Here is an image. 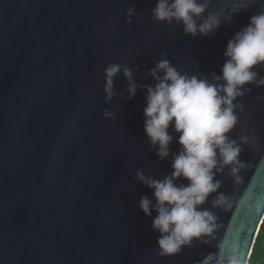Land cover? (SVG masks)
<instances>
[{"label": "water", "instance_id": "obj_1", "mask_svg": "<svg viewBox=\"0 0 264 264\" xmlns=\"http://www.w3.org/2000/svg\"><path fill=\"white\" fill-rule=\"evenodd\" d=\"M233 2L213 0L220 26L193 37L153 18L157 0H0V264H201L228 238L249 264L264 220V86L247 85L234 102L243 111L229 137L243 167L214 177L220 187L201 206L216 218L211 236L160 256L157 213L139 207L142 197L155 204L153 190L136 175L170 176L181 148L170 127L161 160L145 133L151 70L167 60L209 81L221 75L228 41L264 11L254 0L228 20ZM110 65L121 68L111 95ZM254 70L264 78V65ZM221 195L227 203L214 206Z\"/></svg>", "mask_w": 264, "mask_h": 264}, {"label": "clouds", "instance_id": "obj_2", "mask_svg": "<svg viewBox=\"0 0 264 264\" xmlns=\"http://www.w3.org/2000/svg\"><path fill=\"white\" fill-rule=\"evenodd\" d=\"M249 2L254 0L233 2L227 19L246 10ZM212 3L213 0H157L153 18L182 24L185 34L193 37L207 36L221 24V13L208 11ZM224 56L221 75L212 74V81L183 73L167 60L158 62L150 72L157 83L147 88L143 109L145 133L150 143L158 146L157 156L161 160L170 154L173 141L170 127L179 134L177 142L181 146L172 158L170 176L156 180L139 171L136 174L139 181L153 190L155 204L142 197L139 207L146 216H151L153 210L157 213L152 228L160 234L157 240L160 256L179 254L182 246L213 234L216 218L201 206L220 187L219 181H214L217 172L233 166L231 173L235 176L243 167L238 161L241 148L230 139L229 133L239 123L237 110L243 111V105L234 102L250 91L247 85L264 86V78L258 79L254 70L264 65V11L252 15L248 25L228 41ZM120 71L119 65L105 69L109 95L113 77ZM124 75L130 81L131 99L136 94L132 72L124 69ZM243 139L247 142V137ZM179 178L187 183L177 184ZM226 203L227 198L221 195L214 206ZM247 205L246 200L239 204ZM239 249L238 239H225L217 244V252L209 254L201 264H248V257Z\"/></svg>", "mask_w": 264, "mask_h": 264}, {"label": "trees", "instance_id": "obj_3", "mask_svg": "<svg viewBox=\"0 0 264 264\" xmlns=\"http://www.w3.org/2000/svg\"><path fill=\"white\" fill-rule=\"evenodd\" d=\"M249 264H264V220L257 235Z\"/></svg>", "mask_w": 264, "mask_h": 264}]
</instances>
